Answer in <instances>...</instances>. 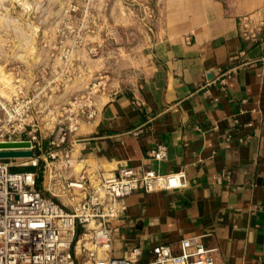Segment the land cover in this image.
<instances>
[{"label": "crops", "instance_id": "1", "mask_svg": "<svg viewBox=\"0 0 264 264\" xmlns=\"http://www.w3.org/2000/svg\"><path fill=\"white\" fill-rule=\"evenodd\" d=\"M161 6L154 33L134 58L116 59L114 51L99 62L78 50L81 76L49 83L43 93L60 103L107 70L99 74L106 85L95 96L94 119L77 129L84 144H73L72 164L89 173L118 166L184 171L183 188L137 189L120 200L110 224L114 256L137 247L135 264H145L151 247L176 253L181 239L198 236L214 248L216 264H264V0ZM254 12L263 25L244 37L238 18ZM44 58L39 65H47ZM35 67L29 79L15 78L29 92L37 88L34 79L47 83ZM158 144L166 147L163 160L149 154ZM70 174L77 175L74 165Z\"/></svg>", "mask_w": 264, "mask_h": 264}, {"label": "built area", "instance_id": "2", "mask_svg": "<svg viewBox=\"0 0 264 264\" xmlns=\"http://www.w3.org/2000/svg\"><path fill=\"white\" fill-rule=\"evenodd\" d=\"M63 12L72 18L76 8ZM238 21L244 37H254L263 25L257 12ZM55 28L50 42L42 40L49 58L46 66H39V76H45L47 83L40 85L34 79L37 88L29 92L15 79L8 99H0V143H28V147L3 150L31 151L28 157L0 158V264H135L141 254L137 247L125 256L112 254L110 224L121 212L120 200L137 189L183 188L187 185L184 171L160 174L118 166L90 173L80 169L76 177L70 174L73 144H84L76 136L77 129L94 119L95 96L104 90L106 79L94 76L83 90L70 93L62 102L50 101L43 93L49 83L63 86L81 76L72 49L90 57L103 53L101 43L90 40L92 30H84L81 24ZM228 77L229 73L223 74L218 83L223 86ZM43 139H47L46 146ZM149 154L163 160L166 147L158 144ZM14 166L22 169L12 170ZM32 168L40 170V189ZM213 251L198 236H191L179 241L176 253L164 245L151 247L152 256L145 264H216Z\"/></svg>", "mask_w": 264, "mask_h": 264}, {"label": "rangeland", "instance_id": "3", "mask_svg": "<svg viewBox=\"0 0 264 264\" xmlns=\"http://www.w3.org/2000/svg\"><path fill=\"white\" fill-rule=\"evenodd\" d=\"M169 3L174 5V11L182 8V0H167ZM71 7L76 8L72 18L63 12ZM161 9V0H0V99H8L14 82L18 81L15 78L29 79L31 64L39 67L44 57L49 58L42 40L50 42L55 27L81 24L84 30H92L93 36L89 38L101 43L103 53L89 57L99 58V62L101 57L110 56L114 51L116 59L124 54L134 58L147 35L154 33ZM78 50L81 49H72L71 56L77 55ZM118 63L116 61V66ZM79 69L81 71L80 63ZM32 73L35 74L34 68ZM96 74L110 75V72ZM73 165L76 171L82 167ZM19 169L22 168H14ZM32 170L37 172L36 186L40 189V170Z\"/></svg>", "mask_w": 264, "mask_h": 264}, {"label": "water", "instance_id": "4", "mask_svg": "<svg viewBox=\"0 0 264 264\" xmlns=\"http://www.w3.org/2000/svg\"><path fill=\"white\" fill-rule=\"evenodd\" d=\"M28 147L27 142H7L0 143V158H17L28 157L31 155L30 150H3L6 148H24Z\"/></svg>", "mask_w": 264, "mask_h": 264}, {"label": "trees", "instance_id": "5", "mask_svg": "<svg viewBox=\"0 0 264 264\" xmlns=\"http://www.w3.org/2000/svg\"><path fill=\"white\" fill-rule=\"evenodd\" d=\"M25 169H29V168L26 167Z\"/></svg>", "mask_w": 264, "mask_h": 264}, {"label": "bare ground", "instance_id": "6", "mask_svg": "<svg viewBox=\"0 0 264 264\" xmlns=\"http://www.w3.org/2000/svg\"><path fill=\"white\" fill-rule=\"evenodd\" d=\"M74 168H75V166H74Z\"/></svg>", "mask_w": 264, "mask_h": 264}]
</instances>
